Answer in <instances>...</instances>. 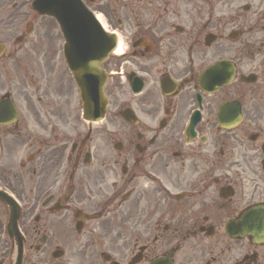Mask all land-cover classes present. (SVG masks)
I'll use <instances>...</instances> for the list:
<instances>
[{
    "label": "flooded vegetation",
    "instance_id": "af4514ba",
    "mask_svg": "<svg viewBox=\"0 0 264 264\" xmlns=\"http://www.w3.org/2000/svg\"><path fill=\"white\" fill-rule=\"evenodd\" d=\"M89 1L95 10L108 9L111 2ZM147 1L130 5L138 17ZM36 16L27 0H0V187L21 206V264H35L39 258L40 241L45 244L53 226L51 218L59 212L65 194L74 195L73 212L77 198H87L84 188L93 199L97 196L109 167L81 171L97 160V150L90 145L104 134L82 118L81 91L61 58L62 39L55 34L54 21H38ZM254 19L264 29V11H257ZM136 22L140 37L151 40L155 33L154 51L145 53V47L137 48L136 40L129 39L135 49L132 55H161V43L170 36L167 28L158 29L153 21ZM245 45L249 50L250 43ZM228 49L237 47L229 45ZM225 53L226 43H218L214 54L225 57ZM25 57L37 65L38 79L34 69L19 68ZM205 59L203 54L193 55L190 62ZM229 59L237 76L255 74L258 80L264 75V66L248 52ZM134 60L107 58L103 62L108 74L106 97L120 94L123 108L137 110L139 122L132 131L120 126L121 136L129 137L125 143L127 179L111 192L114 212L94 226L89 264H127L126 252H139V264L160 260L164 264L165 260L169 264H264L260 220L249 217L254 221L250 235H229L232 223L247 209L264 205V79L260 85L233 81L208 93L197 83L199 72L187 75L185 64L179 79L188 80L171 95L161 100L153 94L136 98L127 89L134 76L131 66H139ZM116 69L124 75L121 82L113 77ZM127 92L130 95L125 98ZM229 100L236 102L237 116L224 129L219 108ZM190 122H195L194 134L188 132ZM136 131L139 136L133 139L130 135ZM77 169L78 180L73 182ZM91 204L92 198L87 211ZM261 212L264 217V207ZM5 226L6 209L0 202V264H13L17 245L7 232L3 238ZM47 250L42 249L45 259Z\"/></svg>",
    "mask_w": 264,
    "mask_h": 264
},
{
    "label": "water",
    "instance_id": "95a60500",
    "mask_svg": "<svg viewBox=\"0 0 264 264\" xmlns=\"http://www.w3.org/2000/svg\"><path fill=\"white\" fill-rule=\"evenodd\" d=\"M43 2L44 0H42V3ZM75 8L78 10V15L81 16L82 23L80 24V32H77L75 29H73V27L67 24L66 20H62L63 29L67 38L69 39V42L71 43L74 37L79 42H82L84 40L86 41L95 37H97L99 41L103 39L105 35L99 30V28L95 25V22L89 17V15L84 12V9H82L80 6H75ZM77 26H75V28H77ZM110 40L111 43H113V40L108 38V44ZM102 52L103 51L99 52V57Z\"/></svg>",
    "mask_w": 264,
    "mask_h": 264
},
{
    "label": "rangeland",
    "instance_id": "374dc122",
    "mask_svg": "<svg viewBox=\"0 0 264 264\" xmlns=\"http://www.w3.org/2000/svg\"><path fill=\"white\" fill-rule=\"evenodd\" d=\"M114 5H115V4H114ZM115 6H116V5H115ZM107 15H109V16H107V17H110V16H111V12H107ZM107 19H108V18H107ZM44 45H45V48H46V44H45V43H44ZM124 45H125V43L123 44V47H124ZM123 47H122V48H123ZM25 48H27V50L30 49L29 46H25ZM26 57H27V56H26ZM26 57L21 59L22 64L26 63ZM27 61H28V60H27ZM26 64H27V63H26ZM29 65H30V68H32V69L35 70V74L38 75V67H37V65H35V64H29Z\"/></svg>",
    "mask_w": 264,
    "mask_h": 264
},
{
    "label": "bare ground",
    "instance_id": "6f19581e",
    "mask_svg": "<svg viewBox=\"0 0 264 264\" xmlns=\"http://www.w3.org/2000/svg\"><path fill=\"white\" fill-rule=\"evenodd\" d=\"M99 19V21L101 22V24L104 26L103 22H102V19L100 17H97ZM120 51V47H119V43H118V46L117 48L115 49V53H118Z\"/></svg>",
    "mask_w": 264,
    "mask_h": 264
}]
</instances>
